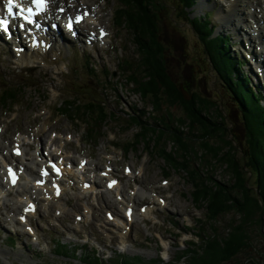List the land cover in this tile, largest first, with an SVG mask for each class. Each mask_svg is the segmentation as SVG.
<instances>
[{
    "label": "rangeland",
    "instance_id": "374dc122",
    "mask_svg": "<svg viewBox=\"0 0 264 264\" xmlns=\"http://www.w3.org/2000/svg\"><path fill=\"white\" fill-rule=\"evenodd\" d=\"M122 1L79 0L82 8L94 9L100 26L109 30L104 46L98 43L89 46L83 42L89 33H96L98 25L93 23L81 26L80 37L76 41H70L63 35L60 40L65 44L53 42L48 52L33 53L26 62L13 57L7 45L4 48L0 45V88H5L2 82L9 84L6 87L18 88L15 89L14 100L8 105H2L0 101V152L3 144L11 148L13 141L19 138L23 148L33 149L35 138L40 137L43 142L46 138L50 139L52 134L56 137L52 145L60 148L63 157L73 160L75 164L80 158L88 160L92 166L85 175L99 178L100 190H103L105 179L98 176V171L103 170L106 164L113 165L117 172L115 174L121 177L123 194H128V188L135 189V185L143 188L147 195L137 200L135 212H138L140 204H152L155 195L165 198L167 205L153 208L152 214L142 217L136 229L131 228L127 240L131 249L140 252L133 253L121 252L118 231L122 227L117 228L114 222L105 218L108 211L123 220L122 205L125 208V204L130 202L128 199L125 204L119 203L115 200L114 192H109L110 197L99 193L97 205L93 206L89 197L87 202L93 207L94 220L90 218L86 223L77 224L75 216L84 214V200L78 197L74 188L67 189L65 194L67 198L71 197L64 200L67 206L62 208L63 211L67 208V212L55 218V206L48 210L42 207L43 214L41 212L40 216L34 218L32 225L37 228L38 235L34 243L27 236L22 240V237L18 239L9 235L2 227L6 221L12 220V204H9L6 211L5 207L0 208V243L3 241L12 249L0 246V251H7L9 264H122L121 259L131 264L140 260L143 264H188L194 254L206 250L207 244L216 240L222 245L223 240L236 237V230H239L242 246L237 255L228 260L222 258L214 264H264V205L260 194L253 197L256 207L253 198L249 197L258 190L254 188L255 176L246 166L247 157L253 151L252 147L250 149V139L255 141V135L242 119L243 112L237 98L231 93L229 83L223 81L207 60L205 45L182 10L177 8V2L174 8L173 0H157L156 7H150L153 23L157 17L155 30L152 23H141L136 4H131L130 0ZM219 1L222 3V0H207V4L215 10L213 22L222 33L226 29L220 27L221 21L217 19ZM198 12L195 11L193 15ZM150 32L166 48L164 53L167 54L169 72L174 77L177 75L180 81L185 80L188 99L184 98L187 97L186 92L183 94L181 89L176 90L170 85L175 91L174 101L168 100L167 91L159 94V100L146 101L144 90L148 87L141 84L150 77L146 71L151 61L147 60L151 50H155ZM241 32L242 35L229 30L234 41V47L229 52L236 58H240V51L246 56L241 73L254 85L257 84L254 89L259 95L264 94V56H259L258 42L252 44L244 35L249 28L245 26ZM142 36L143 43L147 42L144 49L140 46ZM86 61L93 68L86 65ZM255 63H259L262 69V74L260 72L258 76L259 68ZM122 66L130 70L134 78L123 72ZM260 84L262 89L259 88ZM73 94L78 100L72 101V107L67 110L69 100H65ZM192 98L196 103L191 101ZM90 104L91 107L88 106ZM76 105L80 106L79 109L75 108ZM103 111L107 115L100 121ZM133 111L143 118L136 121ZM159 113H167L169 120H159ZM205 113L206 125L199 116L205 118ZM134 121L138 127L128 126V122ZM176 124L189 148L181 150L169 143V132L177 130ZM207 126L206 133L204 128ZM224 142L231 150L226 148ZM31 143L33 146L29 145ZM41 151L44 149L41 148ZM127 165L133 170L141 168L142 175L131 178L124 176L123 167ZM199 167L207 169L217 183H235L232 197L238 199L239 204H245V210L244 207L241 211L233 207V211L221 214L213 221L208 220L204 205L194 203L196 187L188 178L192 174H187V169L198 172L196 169L200 170ZM241 171L244 177L237 179V172ZM162 179H166L168 185L162 186ZM196 183L202 192L207 188L204 182ZM13 196L10 194V197ZM259 200L261 206L258 205ZM57 202L61 203V200ZM36 223H39V227ZM239 223L242 225H237ZM9 236L12 239L5 240ZM59 241L69 247L83 245L84 249L78 252L67 249L69 254L63 255L57 250ZM81 252L88 255L85 257L88 262L81 257ZM95 254L101 262L94 257L90 259ZM178 255L181 258L177 259ZM5 262L0 254V264Z\"/></svg>",
    "mask_w": 264,
    "mask_h": 264
},
{
    "label": "bare ground",
    "instance_id": "6f19581e",
    "mask_svg": "<svg viewBox=\"0 0 264 264\" xmlns=\"http://www.w3.org/2000/svg\"><path fill=\"white\" fill-rule=\"evenodd\" d=\"M59 3L51 0L49 8L45 15L42 17L43 22L45 23V19H56L60 22H65L66 16L69 15H63L59 12L58 7L64 6L66 8V12H74L71 11L76 8H80L79 0H74L73 2L64 1V0H57ZM223 3L219 7V10L217 12L218 14V20L221 21L220 26L222 29L230 30L233 33H240L242 35V29L246 27L249 28V32L244 33V35L248 38V40L253 44L255 41H257L258 50H260V54L264 56V8L263 3L264 0H222ZM64 2L65 4L63 5ZM201 4L198 5L200 7L205 6L207 3V0H201ZM62 3V4H61ZM76 3V5L73 7V5ZM164 6V5H163ZM159 7V6H158ZM209 9V5L207 4V10ZM65 12V13H66ZM87 22H93L96 23L97 20L94 19V14L90 13L86 18ZM150 19V18H149ZM81 25V24H80ZM79 25V26H80ZM83 25V24H82ZM81 25V26H82ZM99 25V24H98ZM234 27V28H233ZM236 27V28H235ZM215 34H218V30L215 32ZM235 34V33H234ZM48 40H53L55 42L59 41L62 44H65L63 41H61L59 38L54 37L52 34L47 35L45 44L47 45ZM260 42H259V41ZM176 50V49H175ZM34 52V51H33ZM33 52H25V55H21V58L23 61H26L27 58L33 54ZM229 55H227L226 58L220 59L221 64L218 65V68L221 70L222 67H224V64L228 63ZM259 61V59L257 60ZM250 64V63H249ZM230 65V62H229ZM255 66H259V63H255ZM245 107H241V112L244 113L243 109ZM136 113V112H135ZM142 115V114H141ZM245 115V114H244ZM254 116V115H253ZM255 119H257L256 116H254ZM249 122L251 123L250 118H248ZM1 139V137H0ZM56 137L51 136L50 139L46 138V140L43 142L41 141V138L38 137V139H34V146L33 149L28 148H22L21 154L19 157L13 158L10 156L13 164H15L19 170L21 171V175L19 176L18 180L14 183V185H10L9 182L4 181L3 177L1 176V168L7 163V159L5 156L0 154V204L2 205H9L12 204V209L16 214L12 216V220L10 222V226L12 228L21 229L24 228L25 225H31L32 218H37V216H40L41 214V207H47V206H55L58 210L57 213H55V218L60 217L61 214H64L67 212V208L65 211L62 210L63 206L66 207V204L64 202V199H68L71 196H66L65 194V188H69L70 186V180L71 178L75 179L73 182V188L76 190V194L79 198H83L84 206L86 209V215L87 219L85 221L94 220V217L92 216V210L93 205H97V196L99 193H105L106 197H110L109 192H115L116 195L120 193L121 195V185L117 184L111 191H107V189L104 187L103 190L99 189L98 185V179L99 178H93V181H91L90 186H88L89 180L87 179L86 171L87 168L90 167L91 164H86L85 161L78 160L77 165H73V161L69 162L66 161L64 164L66 169H63L62 167V174L60 177H53V183H49L50 180L41 177V175L38 173L39 169H41V166L43 164H46L49 160L48 158H51L54 154H58V150H56L52 144L53 141H55ZM18 143H20V140H18ZM50 145V146H49ZM6 145L3 144V149L5 150ZM41 148L44 149V151H41ZM40 152V153H39ZM44 153V154H43ZM14 159V160H13ZM60 160L58 161V163ZM86 169V171H84ZM141 171H139L140 173ZM82 173V174H81ZM133 174L131 173V176ZM50 176V174L48 175ZM110 177V176H108ZM60 183L64 182L62 184V188H59V197L56 196V190L52 188V185L54 183ZM67 183V184H66ZM96 184V185H95ZM136 194L134 195L133 199V205L135 206V202L137 200L143 199L146 195L144 194L143 188L136 187ZM9 192H11L14 196L10 198ZM258 193V192H257ZM103 195V194H102ZM101 195V196H102ZM91 196V200L93 201L92 206H90L87 202V199ZM62 198V199H61ZM121 200H124L122 198L123 195L119 196ZM61 203H58L57 201H60ZM39 201L44 203L39 205ZM125 201V200H124ZM56 204H53V203ZM116 202V201H115ZM75 203H77V200L75 198ZM105 203V202H104ZM166 205V204H164ZM131 207V206H130ZM49 208V207H47ZM124 214L127 208H123ZM21 212H24L23 219H18V217H21ZM43 214V212H42ZM152 214V208L149 206L145 208V212L140 215L139 212L133 211L131 221L125 222V220L119 219L114 214V219L112 222H114V225H116L117 228L122 227L121 229L125 230V232L118 231V236L120 237V245H121V252H133V253H140L139 251H135L131 249V244L127 240L128 238V232L131 235V228L136 229L137 224L141 222L142 217H148ZM15 217V218H14ZM17 217V218H16ZM39 218V217H38ZM125 219V218H124ZM16 220H19L23 223L24 226H21ZM37 224V223H36ZM136 224V225H135ZM128 225H130V228L128 230ZM39 226V224H38ZM3 228L7 229L8 226L4 224L2 225ZM25 230V229H24ZM31 233L34 236V238L37 237V229L35 227H31ZM28 236V235H27ZM234 239V238H233ZM237 239V238H235ZM234 239V240H235ZM236 241V240H235ZM127 250V251H126ZM1 256L3 257V260H5V264H9L8 258H7V251L3 252L0 251ZM165 256H167V253L165 252ZM139 260V259H136ZM141 261V260H140ZM139 264H143V262H139Z\"/></svg>",
    "mask_w": 264,
    "mask_h": 264
},
{
    "label": "trees",
    "instance_id": "16d2710c",
    "mask_svg": "<svg viewBox=\"0 0 264 264\" xmlns=\"http://www.w3.org/2000/svg\"><path fill=\"white\" fill-rule=\"evenodd\" d=\"M122 3L123 1L120 0ZM130 3H134L136 4V9L139 11V14H141V18H139V20L141 21V23H147L150 25V23H152L153 27L155 30H157V21L156 18L153 20L154 23L152 22V18L150 16V7L154 6L155 7V2L154 0H130ZM143 8L147 11V13H144ZM184 11V10H183ZM185 12V11H184ZM150 18V19H149ZM191 25H195L196 24L194 22L191 23ZM202 26L203 29H206L207 37H210L209 35H211L212 30L209 29L207 27L208 23H202L200 24ZM198 29V28H197ZM200 31V30H199ZM147 35V34H144ZM151 35V44H154L155 50L152 51L151 50V54L149 55V58L147 60V62L151 61V65L150 64V68L148 69V71H146V75L150 76L148 77L149 79H147L145 82L149 83V85L147 86L146 83L144 81H142V86L143 87H148L147 90H144L145 92V99L146 101L149 100L151 102H153L154 98H157V100L161 99L159 97V94L161 92H165L167 91V95L169 97V101H174V99H176V95H175V91L170 87V85H172L176 90L181 89V87H184V89L187 87L185 80L180 81V79L177 77V75H175V77L171 74V72H169V68H168V64H167V54H165L164 52H166V48L161 45V42L159 41V38H155L153 36V33L150 32ZM148 35V36H149ZM143 38V36H142ZM221 38H218L219 41H221L222 45H216L218 43V40L216 39H206L203 38L202 40L206 43L207 45H205L206 51H207V60L214 66V68H217V72L220 73L221 77H223V79L228 82H230L231 84V93L237 98L239 104L242 107H245L243 109V111L247 114V116L245 117V123L247 126H249V130L252 131V133L255 135V141H252L250 139V149L252 147V150L249 153V156L247 157V161H246V166L250 169V172L253 174H251L252 176H255L254 179V185L256 184V188L258 190V193H254L249 195L250 199H252L253 197H255V194H257L259 196H261V200H262V205H264V107H262L260 104H256L255 106L250 107L248 105L249 104H253L249 99L252 98V93L249 92L248 95V89L245 86V84L243 83L242 78H240L238 80V82H236L235 80H233L232 76L234 75V73L237 71L236 66L231 64L229 65V62L231 60L230 58V52H228V46L229 45L227 43V41H223L220 40ZM144 41V38L141 40L140 42V46L144 49L147 46V42ZM227 55H229V59H228V63L224 64V67H222V70H220L218 68V65L221 64L220 59H224L227 57ZM126 73V71H125ZM132 78H134V76L132 75V73L129 72V74ZM152 84L154 85L152 87ZM229 84V86H230ZM150 87V88H149ZM188 89V88H187ZM185 89V90H187ZM8 91V90H6ZM7 93V97L12 98L13 96L15 97V92H6ZM78 100V99H75ZM72 97L69 99L65 100L66 102H68V107L67 110L70 109V107H72V101H75ZM191 101H194V99H191ZM195 102V101H194ZM257 102V101H256ZM196 103V102H195ZM71 104V105H70ZM67 106V105H66ZM88 106H92L91 104ZM79 105H76L75 108L79 109ZM91 110V109H90ZM69 112V111H68ZM80 114V112L78 113V115ZM107 113L105 111L102 112V118L100 119V121L104 120ZM159 120H163V119H167L169 120V115L163 114V113H159ZM257 117V119L254 118V116ZM200 116V120L205 122V125L207 124V122L205 121V119ZM248 118H250L251 123L249 122ZM165 121V120H164ZM160 121H159V125H160ZM128 126H136L137 122L134 121L133 123H128ZM203 126V125H202ZM171 126H169L170 128ZM207 128L205 127V132L207 133ZM177 130H173L170 134V138L168 139L170 143H173L174 147H177L181 150L189 148V146L187 145V143H185V140L182 136H180V132H179V128H176ZM152 129V133H153ZM215 132V131H213ZM177 133V134H176ZM220 133V132H219ZM168 134V135H169ZM156 135V134H154ZM225 138V136H224ZM228 142V141H227ZM229 143V142H228ZM224 144L226 145V148H229L228 144H226L224 142ZM231 145V144H230ZM229 150H231V148H229ZM206 151V150H205ZM227 152V151H226ZM201 161V159H199ZM202 162H204V160H202ZM227 166H230L229 164H227ZM183 169H185L183 167ZM200 170L196 169L198 172H194L193 170H189L187 169V174L190 172L192 175L189 176V181L193 183V186L196 187L195 190V194L193 199L195 204H202L204 205L203 207H205V209L207 210V217L208 220L213 221V219L221 214H225L227 212H229L230 210L233 211V207H237L240 211L242 209V207H244V210L246 208V205L242 203L239 204V200L236 198H233V190L236 188L235 187V183H233L232 185H229L228 183H225L224 181H215L213 180L214 177L211 176V173H207V169H204L203 167H199ZM206 172V174L204 172ZM239 171V170H238ZM200 172V173H199ZM203 172V174L201 175V173ZM242 176L244 177V172H237V179H242ZM203 177L207 178V179H203ZM256 180V182H255ZM196 181H200V184L204 182V184H207V188L205 187V193L201 191V189H199V185L198 183H196ZM242 183H244V180H241ZM203 188V187H200ZM194 189V188H193ZM199 189V190H198ZM244 191V190H243ZM247 192V191H246ZM245 195V193H244ZM246 196V195H245ZM238 198H240V196H237ZM244 198V196H242ZM253 204L254 207H256L257 203L256 200L253 198ZM261 201L259 200L258 205L261 206ZM247 204V202H246ZM248 209V208H247ZM253 211L255 210L254 208H252ZM242 214V213H240ZM242 223V222H241ZM241 223L237 224V225H242ZM244 225V224H243ZM240 227V226H239ZM236 230V228H235ZM236 237H229L225 240H223V243H221L222 245H220V243L218 241H213L210 242L211 244H207V248L205 251H203V253L201 254H194L191 258L188 264H214L217 261L223 260L222 258L225 259H229L230 257H232L234 254L237 255V253L239 252V249L242 246V242L239 241V230H236L235 233ZM237 238V239H234ZM140 261H137L135 264L139 263ZM124 263V262H123ZM126 264H128V262H125Z\"/></svg>",
    "mask_w": 264,
    "mask_h": 264
},
{
    "label": "snow or ice",
    "instance_id": "6c2138e0",
    "mask_svg": "<svg viewBox=\"0 0 264 264\" xmlns=\"http://www.w3.org/2000/svg\"><path fill=\"white\" fill-rule=\"evenodd\" d=\"M32 3L36 6V12H41L44 11L45 7H46V0H32ZM13 5H14V0H8V13L12 14V9H13ZM17 7H19V5H16ZM27 15H23L25 12L24 8H20L19 13H17V15H22L23 20L27 23V24H34L35 21L32 19V17H34L36 15V12H33L32 8H27ZM0 26H3L5 30H7V22L6 21H0ZM24 25H21V27H23ZM35 26L37 28L40 27L39 24H35ZM69 27L71 28V24H69ZM54 167V166H53ZM114 183V182H113Z\"/></svg>",
    "mask_w": 264,
    "mask_h": 264
}]
</instances>
